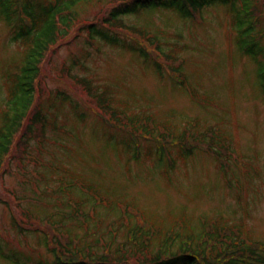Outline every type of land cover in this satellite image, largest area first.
<instances>
[{
  "label": "rangeland",
  "instance_id": "1",
  "mask_svg": "<svg viewBox=\"0 0 264 264\" xmlns=\"http://www.w3.org/2000/svg\"><path fill=\"white\" fill-rule=\"evenodd\" d=\"M116 3L80 4L74 29L43 63L44 91L35 110L49 126L31 141L21 166L13 163L0 174V245L12 258L0 255V264H51V246L68 240L63 232L92 260L133 252L136 229L159 232L141 253L146 260L167 236H178L177 250L216 221L243 239L264 243L263 65L241 49L242 34L223 5L192 15L158 8L127 18L140 31L134 33L151 38L171 62L163 63L130 32H118L121 42L144 48L147 58L79 34L84 25L100 23ZM257 7L255 35L264 31V0ZM23 46L0 12V115L14 89L11 75L22 64ZM179 66L180 75L171 71ZM71 74L106 92L132 130L98 116L99 100ZM209 129L207 144L227 145L221 160L207 145L202 151L188 139L200 140ZM30 214L48 215L54 223L32 225ZM44 237L53 244L45 245Z\"/></svg>",
  "mask_w": 264,
  "mask_h": 264
},
{
  "label": "trees",
  "instance_id": "2",
  "mask_svg": "<svg viewBox=\"0 0 264 264\" xmlns=\"http://www.w3.org/2000/svg\"><path fill=\"white\" fill-rule=\"evenodd\" d=\"M88 1L91 0H1V16L10 27L13 40L24 45L22 47L24 56L22 64L11 75L14 89L5 100L4 108L1 109L0 174L6 173L13 163L21 166L28 157L27 153L31 141H35L39 131L43 129L45 131L48 128L46 115H43L40 110H35L37 95H41L44 91L41 77L43 63L48 52L58 45L59 40L70 35L78 21L77 7ZM117 1L118 4H114L115 6L113 5L109 12L103 15L100 23L93 22L84 25L81 27L79 34L88 32L89 41L98 40L102 44L112 47H122L124 50L136 51L141 57L147 58L149 54L144 48L138 49L137 46L121 42L118 32H130L135 34L138 41L149 43L158 53H161L157 54L152 51L163 63L165 60L171 62L173 60H170L168 53L164 54L166 51L154 43L151 38L134 33L140 31L129 25L127 18L158 8L177 9L183 15H192L205 7L223 5L227 7L231 14L230 21L233 28L242 34L241 49L264 67V59H261L264 58V44L262 43L264 31L255 35L260 19V16L257 15L258 0ZM161 58H164V60ZM76 63L80 62L77 61ZM166 65L172 66L169 63ZM180 66L171 71L180 75L178 73L180 72ZM73 67V65L70 66V72H73ZM158 67L161 68V66ZM260 76L264 79L263 71L260 72ZM71 77L83 80L91 96L99 100V104H97L98 109H100L97 112L98 116L108 123L111 122L113 126H121L123 129L132 130V125L124 126L123 114L112 104L113 99H105L106 92L99 90V86H96L98 90L93 88L95 87L93 81L87 78L73 74H71ZM91 89H94V91H90ZM60 95L64 94L61 93ZM39 125L44 127L40 129ZM25 126L26 130L22 132ZM17 139L22 140L19 145L16 143ZM198 143L200 144L202 141L199 140ZM18 149H20L21 155L17 153ZM29 221L35 226L48 221L54 223L48 215L38 218L30 214ZM17 222L21 223L19 220ZM208 224V222L205 223L206 226ZM15 227L20 233H23L22 226L18 228L15 225ZM204 229H207V231L205 230L195 237H190V242L182 243L177 250H174V244L178 236H167L165 244L158 245L157 252L151 254V258L149 257L146 260L142 259L141 253L150 250L149 246L153 244L155 236L159 233L154 228L138 229L140 232L137 229L133 230L135 235L131 238L133 242L129 240L133 245V252L126 254L121 249L123 254L113 260L105 255L92 260V254H86L84 252L85 248L81 249L80 246L74 243V239L70 238L62 229V232L68 238L66 242L57 239L53 244L52 237L51 240H48L47 237H44L43 240L47 246L53 244L50 252L54 256V260L51 264H264V243L255 242L248 238L243 239L238 230H232L225 224L220 226L218 221L214 226ZM72 244L77 246L72 247ZM0 255L7 260L12 259L6 256L7 253L3 251L1 245ZM14 264L20 263L15 260Z\"/></svg>",
  "mask_w": 264,
  "mask_h": 264
}]
</instances>
